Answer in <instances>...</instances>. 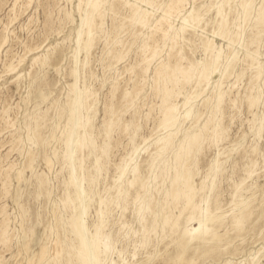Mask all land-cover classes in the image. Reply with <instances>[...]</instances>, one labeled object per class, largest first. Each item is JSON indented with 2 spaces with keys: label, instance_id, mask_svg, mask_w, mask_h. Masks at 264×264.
<instances>
[{
  "label": "rangeland",
  "instance_id": "rangeland-1",
  "mask_svg": "<svg viewBox=\"0 0 264 264\" xmlns=\"http://www.w3.org/2000/svg\"><path fill=\"white\" fill-rule=\"evenodd\" d=\"M262 5L0 0V264H83L77 217L100 264H264ZM168 109L178 121L164 130ZM71 131L84 144L75 161ZM169 134L173 145L157 151Z\"/></svg>",
  "mask_w": 264,
  "mask_h": 264
},
{
  "label": "bare ground",
  "instance_id": "bare-ground-1",
  "mask_svg": "<svg viewBox=\"0 0 264 264\" xmlns=\"http://www.w3.org/2000/svg\"><path fill=\"white\" fill-rule=\"evenodd\" d=\"M225 2V1H224ZM227 2V1H226ZM252 2V1H251ZM250 2V3H251ZM228 3V2H227ZM250 3H247V4H249L250 5ZM230 4V3H229ZM150 5V4H149ZM224 5L225 6H228V5H226L225 3H224ZM254 6V5H253ZM263 6V5H262ZM224 7V6H223ZM246 7V6H245ZM250 7V6H249ZM226 8V7H225ZM228 8V7H227ZM227 8H226V11H227ZM248 8V7H247ZM247 10V9H246ZM225 11V10H224ZM249 11V10H248ZM222 12V11H221ZM250 12V11H249ZM218 13V12H217ZM245 13H246V11H245ZM100 14V13H99ZM247 14V13H246ZM250 14V13H249ZM88 16V15H87ZM226 16V15H225ZM195 17H196V9H194L193 11H191V13H189V15L188 16H186V18L184 19V21L186 22V23H190V22H193V21H195ZM220 16L218 15V18H219ZM245 18H246V15H245ZM198 19V18H197ZM196 19V20H197ZM224 19V18H223ZM263 19H264V6H263V8H262V13L260 14V16L258 17V20H257V24H262V23H264L263 22ZM200 21H201V19H199ZM228 20V19H227ZM226 20V21H227ZM247 20V19H246ZM86 21V20H85ZM217 21H219V20H217ZM222 21V25L221 26H225L226 25V22L224 21V20H221ZM248 21V20H247ZM82 23H83V21H82ZM142 23L145 25L146 23H147V20L145 21H143L142 20ZM195 23V22H194ZM200 23V22H199ZM202 23V22H201ZM185 24V23H184ZM192 24V23H191ZM191 24H189V25H191ZM186 26H187V24H186ZM192 26H194V25H192ZM228 26V25H227ZM226 26V27H227ZM260 26V25H259ZM262 27V26H261ZM219 28V27H218ZM257 28V27H256ZM82 29V28H81ZM224 29V28H223ZM182 30V29H181ZM221 31H223V30H221ZM80 32H81V30H80ZM79 35V34H78ZM80 36V35H79ZM78 36V37H79ZM79 38H81V37H79ZM210 48V47H209ZM207 50V49H206ZM36 61V60H35ZM208 61V60H207ZM206 61V62H207ZM213 62V61H212ZM210 63H211V57H210V60L208 61V66L210 65ZM219 56H217L216 58H215V65H214V70H216L217 68H218V66H219ZM256 64V63H255ZM207 66V67H208ZM211 67V66H210ZM231 67H232V65H231ZM228 69H230V67L228 68ZM227 69V70H228ZM183 70V69H182ZM193 70V69H192ZM198 70V69H197ZM159 71V70H158ZM209 71H210V69H209ZM209 71H207V70H204V73H202L203 75L201 76V77H199V84H202L205 80H207L208 79V77H209ZM227 71H225V73H226ZM175 73H176V70H173L172 71V73H171V75L170 76H174L175 75ZM198 73H199V71H198ZM198 73H196V74H198ZM228 75H229V72L227 73ZM226 74V75H227ZM163 75H165V74H163ZM227 75V76H228ZM227 76H225V77H227ZM175 77V76H174ZM185 77V76H184ZM191 77H192V74H187L186 75V77H185V79L186 80H191ZM198 77V76H197ZM172 78V77H171ZM173 79V78H172ZM160 80V79H159ZM164 80V79H163ZM178 80V79H177ZM194 80V79H193ZM166 81H167V79H166ZM185 81V80H184ZM170 82V81H169ZM168 83V82H167ZM177 83V82H176ZM205 83V82H204ZM201 87H202V85H201ZM203 88H204V86H203ZM199 90V89H198ZM200 90H202L201 88H200ZM74 92L76 93V97H77V99H76V102H75V105H74V109H73V112H71L72 113V117L76 120V121H78V120H80V117H81V115L83 116V114H81V110H82V108H81V105H80V98H81V94H79V93H77V91L74 89ZM195 92V91H194ZM168 94V93H167ZM196 94H198V92H196ZM195 94V95H196ZM83 95V94H82ZM201 96V95H200ZM83 97V96H82ZM197 98V97H196ZM253 98V97H252ZM193 99V98H192ZM250 99V98H249ZM83 100V99H82ZM189 100V99H188ZM195 100V99H194ZM192 101V100H191ZM249 102V101H248ZM255 102H256V100L254 101V100H252V99H250V106L252 107V106H254L255 105ZM83 103V102H82ZM189 104V103H188ZM83 111V110H82ZM189 112H190V110H189ZM70 113V114H71ZM179 113V112H178ZM178 113H177V109H168V111H167V114H166V118H165V120L163 121V123H162V125L160 126V128L161 129H163L164 128V130L166 129V127H174V125L177 123V121H178ZM187 113H188V111H187ZM191 114V113H190ZM186 115V114H185ZM188 116H190V115H188ZM73 118H71V120L73 119ZM82 118V117H81ZM180 118V117H179ZM82 120V119H81ZM87 120V119H86ZM187 120V119H186ZM75 121V122H76ZM85 121V120H84ZM184 121H185V119H184ZM183 121V122H184ZM210 121V120H209ZM71 122H73V121H71ZM263 122V121H262ZM85 123V122H84ZM86 123H87V121H86ZM89 124V123H88ZM91 124V123H90ZM207 124V123H206ZM74 125H75V123H74ZM80 125V124H79ZM211 125V124H210ZM77 126V124L75 125V127ZM90 126V125H89ZM205 126V125H204ZM83 127H85V126H83ZM87 127V126H86ZM172 127V128H173ZM176 127V126H175ZM208 127V126H207ZM206 127V128H207ZM172 128H170V129H172ZM210 128V127H209ZM208 128V129H209ZM90 129V128H89ZM262 129H263V126H262ZM84 130V129H83ZM90 130H92V129H90ZM90 130L88 131V129H86L85 128V130L84 131H86L85 133L87 134L88 132H90ZM168 130V129H167ZM76 131V130H75ZM75 131H71V134H70V136H69V138H68V141H67V147H68V152H69V155H68V157H69V159H70V161L71 160H74L73 158V156H75V155H73V153H75L74 151H75V149L76 148H82L83 147V141L82 140H79V138H78V136H77V134L78 133H76ZM161 131V130H160ZM205 131V130H204ZM208 131V130H207ZM259 131H260V129H259ZM258 131V132H259ZM171 132V131H170ZM262 132V131H261ZM169 133V132H168ZM197 135H199V134H197ZM173 136H174V134H173ZM176 136V135H175ZM217 136V135H216ZM84 138V137H83ZM86 139V138H85ZM84 142H85V140H84ZM156 142V141H155ZM154 142V143H155ZM171 142H172V136L169 134V135H166V136H164V137H162V138H160L153 146H155V148H156V150L157 151H159V152H165V151H168V149L170 148V146H172L171 145ZM188 143H189V141H188ZM190 144V152H196V151H198L199 150V147H200V139H199V137H194V138H192V140H191V142L189 143ZM86 145V144H85ZM84 148V147H83ZM138 148V147H137ZM154 148V149H155ZM185 150V149H184ZM189 150V149H188ZM78 151V150H77ZM136 151V150H135ZM200 151V150H199ZM103 152V151H102ZM182 152V151H181ZM186 152H188V151H186ZM190 152H188L187 153V155H189L190 154ZM157 153V152H156ZM166 154V153H165ZM134 155H135V153H133L132 155H130L131 157H129V159L127 160V162H126V165H127V168H128V165L131 163V161H132V159H134L135 157H134ZM157 155V154H156ZM155 155V156H156ZM163 155V154H162ZM176 155H179V154H176ZM184 155V154H183ZM193 155V154H192ZM191 155V156H192ZM136 156V155H135ZM180 156V155H179ZM134 157V158H133ZM194 157V156H193ZM186 158H187V156H186ZM178 159H181V157H179ZM185 159V158H184ZM75 161V160H74ZM134 162V161H133ZM132 162V163H133ZM180 162V161H179ZM72 163V162H71ZM75 163V162H74ZM74 163H72V166H73V164ZM188 163V162H187ZM186 163V164H187ZM219 164V163H218ZM143 165V164H142ZM220 165H221V162H220ZM184 166H186V165H184ZM151 167V166H150ZM179 167V166H178ZM99 168V167H98ZM133 168H135V167H133ZM219 165H217V172L219 171ZM138 169H140L139 167H138ZM178 169V168H177ZM185 168H183V170H184ZM187 169V168H186ZM190 169V168H189ZM127 170V169H126ZM129 170V169H128ZM133 170V169H132ZM188 170V169H187ZM121 171H122V169H121ZM136 172H137V167L134 169V171H133V177L132 178H128L129 180L127 181L128 182V188L130 189L132 186H137V185H139V184H136L137 182H138V179H137V177H136ZM182 173V172H181ZM184 173V172H183ZM123 174H124V172L122 171L121 172V174H120V177L122 178V176H123ZM177 174V173H176ZM218 174V173H217ZM132 175V174H131ZM193 175V174H192ZM191 175V176H192ZM183 176V175H182ZM119 177V178H120ZM178 177V176H177ZM176 177V178H177ZM185 177V176H184ZM75 178V177H74ZM194 178V177H193ZM124 179V178H123ZM141 179V178H140ZM178 179V178H177ZM215 179V178H214ZM175 180V179H174ZM120 181H123V180H120ZM125 181V180H124ZM184 180H182V182H183ZM214 181V180H213ZM74 182V181H73ZM140 182V181H139ZM185 183H186V185H187V187L190 189V194L187 196V203L188 204H192L193 202H194V199H195V192L193 191V188H191V185H192V181H190V178H189V176H187L186 177V181H184ZM77 183V182H76ZM118 183H120V182H118ZM118 183H117V185H118ZM122 183V182H121ZM175 183V182H174ZM178 183V182H177ZM177 183H175V184H173V188H172V190H173V196H174V194L175 195H177V193H178V185H177ZM80 184V183H79ZM144 184V183H143ZM179 184V183H178ZM183 184V183H182ZM121 185V184H120ZM146 185V184H145ZM125 186V185H124ZM127 186V185H126ZM144 186V185H143ZM142 186V187H143ZM204 186V185H203ZM119 187V186H118ZM185 187V186H184ZM83 188V187H82ZM180 188V187H179ZM187 188V189H188ZM213 188V187H212ZM141 189V188H140ZM143 189V188H142ZM204 189H205V187H204ZM203 189V190H204ZM215 189V188H214ZM123 190V189H122ZM128 190V189H127ZM132 190V189H131ZM183 190V189H182ZM195 190V189H194ZM84 191H85V189H84ZM121 191V189L119 190V192ZM189 191V190H188ZM187 191V192H188ZM155 192V191H154ZM124 193H125V190H124ZM119 194V193H118ZM180 194V193H179ZM197 194V193H196ZM77 195H78V198L77 199H79V213H80V215L82 216V215H86V209H87V207H89V205H88V199L86 200L85 199V197L87 196H84V192H83V190L80 188V187H78V192H77ZM122 195V194H121ZM123 195H125V194H123ZM184 195H185V193H184ZM183 195V196H184ZM127 196V195H126ZM120 197V196H119ZM122 197V196H121ZM154 197V196H153ZM186 197V196H185ZM70 199V198H69ZM68 199V200H69ZM73 199V198H72ZM125 199V198H124ZM172 199H173V197H172ZM179 199H181V198H179ZM185 199V198H184ZM93 200V199H92ZM91 200V201H92ZM95 200V199H94ZM120 200V199H119ZM152 200V199H151ZM148 201V200H147ZM156 201V200H155ZM69 202V201H68ZM74 202V201H73ZM76 202V201H75ZM96 202V201H95ZM145 202V201H144ZM143 202V203H144ZM101 203V202H100ZM151 203V202H150ZM174 203V202H173ZM154 204V203H153ZM156 204V203H155ZM243 204V203H242ZM140 205V204H139ZM217 205V204H216ZM77 206V205H76ZM150 206H153V205H150ZM241 206V205H240ZM188 207V206H187ZM190 207V206H189ZM145 208V207H144ZM147 208H148V206H147ZM152 208H154V207H152ZM152 208H151V210H152ZM137 209V211H138V208H136ZM139 209H140V207H139ZM155 209V208H154ZM237 209V208H236ZM147 210V209H146ZM163 210H165V208L163 209ZM197 210V209H196ZM207 210H208V208H207ZM194 211H195V209H194ZM209 211V210H208ZM207 211V212H208ZM88 212V211H87ZM102 212V211H101ZM148 212H150V211H148ZM152 212V211H151ZM206 212V211H205ZM244 212V211H243ZM147 213V212H146ZM154 214V213H153ZM152 214V215H153ZM207 214H209V212L207 213ZM101 215H102V213H101ZM141 215V214H140ZM203 215V214H202ZM206 215V214H205ZM143 216H144V214H143ZM208 216V215H207ZM83 217V216H82ZM84 219V218H83ZM77 220L78 221H76V230H77V238H79L80 239V241H81V243H82V249H83V251H84V254H85V256H84V259H83V264H100V262L98 263V256H97V253L94 251V249L92 248V245H91V241H90V238H89V235H88V231L86 230V225H85V222H83L81 219L79 220L78 219V217H77ZM242 220V219H241ZM213 221V220H212ZM242 221H238L237 222V225H239L240 223H241ZM148 226V225H147ZM240 226V225H239ZM239 226H237V227H239ZM74 227V226H73ZM235 227V226H234ZM237 229V228H236ZM143 230V229H142ZM142 232V231H141ZM76 234V233H75ZM194 234L196 235V236H200L201 235V225H199V227H196L195 229H194ZM92 237V236H91ZM138 238H139V236H138ZM79 239H78V241H79ZM137 239V238H136ZM96 240V239H95ZM94 240V241H95ZM93 244V243H92ZM146 244V243H145ZM81 245V244H80ZM97 245V244H96ZM94 248H95V246H94ZM58 251V250H57ZM79 262V261H78Z\"/></svg>",
  "mask_w": 264,
  "mask_h": 264
}]
</instances>
